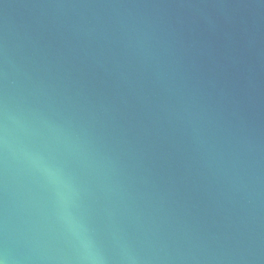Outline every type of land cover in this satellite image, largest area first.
I'll return each instance as SVG.
<instances>
[{
    "label": "water",
    "instance_id": "water-1",
    "mask_svg": "<svg viewBox=\"0 0 264 264\" xmlns=\"http://www.w3.org/2000/svg\"><path fill=\"white\" fill-rule=\"evenodd\" d=\"M0 264H264V0H0Z\"/></svg>",
    "mask_w": 264,
    "mask_h": 264
}]
</instances>
